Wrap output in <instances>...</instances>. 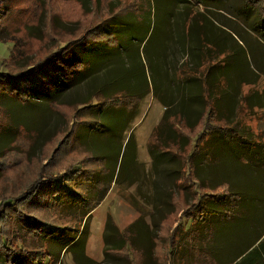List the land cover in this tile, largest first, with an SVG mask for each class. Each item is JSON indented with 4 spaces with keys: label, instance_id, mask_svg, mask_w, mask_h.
<instances>
[{
    "label": "rangeland",
    "instance_id": "1",
    "mask_svg": "<svg viewBox=\"0 0 264 264\" xmlns=\"http://www.w3.org/2000/svg\"><path fill=\"white\" fill-rule=\"evenodd\" d=\"M5 1L9 6L6 5L8 13L0 21V70H5V63L12 70L28 68L32 61L85 33L108 16L121 14L127 23H110L107 29L112 35L105 37L107 42L85 47L76 44L64 54L59 66L36 76L41 86L48 87L40 90L44 92L42 95H25L22 100H15L2 90L5 96L0 100L4 108L0 111V149L14 138L17 126L34 129L38 138L34 142L21 132L15 142L17 146H10L11 150L0 154V195L22 189L23 175L43 160L42 141L65 127L63 116L49 107L50 100L83 105L85 68L89 67L92 72L95 67L107 64L102 78L113 79L115 91L123 88L125 92H111L117 94L119 101L109 104L101 117L109 129L105 131L108 135H93L88 156L89 161H95V169L100 168L99 164L108 169L116 165L117 169L112 183L105 184L104 196L90 213L85 252L92 261L85 264H130V260L132 264H154L142 261V254L137 251H129V258L122 257L132 246L128 242L122 252H103L106 247L119 246L122 236H134L136 231V241L146 250L159 235L155 238L154 253L161 263L173 264L176 260L175 264H205L209 255L196 245L191 250H195L198 260L192 257L186 262L179 254L168 253V232L183 207L179 194L174 196L175 213L159 233L158 223L171 210L165 201V192L174 188L177 163L169 162L170 157L168 161H153L147 149L150 133L164 113L162 103L154 97V86L167 74V95L175 100L180 93L173 87L177 85L173 69L179 65L177 81L191 77L204 81V74L212 73V96L219 104L222 101V107L228 105V121L221 119L215 124L232 127L231 121L236 123L233 129L237 141L232 143L230 135L225 137V144L218 147L215 157L208 155L198 168L200 175L210 181L199 190L212 194L216 203L221 204L224 199L226 203L219 211L210 212L216 226L211 222L206 225L213 228L214 236L213 240L207 239V249L215 253L218 261L231 260L247 246H253L257 234L264 236V157L260 156H264V37L242 19L244 15L247 21H255L253 11L246 8L244 0H211L206 7L181 0ZM198 11L202 12L197 17L200 23L203 19V27L191 29L195 22L191 21L190 12ZM123 14L126 15L123 17ZM202 35L216 42L201 40ZM196 36L201 37L195 39ZM96 99L92 98V104ZM175 110V107L169 108L170 113ZM202 126L190 133L187 129L183 131L194 139ZM186 198L189 200L190 195ZM240 198L242 207L238 205ZM139 217L142 219L138 221ZM133 222L137 223L128 228ZM186 223L184 219L183 225ZM195 233L190 235L194 237L192 242L197 243L200 237L195 238ZM58 250L56 246L47 256V262L75 264L71 249L54 258Z\"/></svg>",
    "mask_w": 264,
    "mask_h": 264
},
{
    "label": "trees",
    "instance_id": "2",
    "mask_svg": "<svg viewBox=\"0 0 264 264\" xmlns=\"http://www.w3.org/2000/svg\"><path fill=\"white\" fill-rule=\"evenodd\" d=\"M181 1L206 7L211 0ZM244 4L248 10L253 11L255 21H247V17L240 14L242 19L254 32L264 37V0H244ZM6 5H8L7 1L0 0V21L8 13V10L5 9ZM190 13H192L191 21L194 19L195 22V26L191 25V29L198 27L201 29L203 19L200 23L197 16H201L202 12ZM124 15L126 14H123V17ZM121 16V14L108 16L87 28L85 33L71 38L64 45L60 44L43 57L32 61L28 68L12 70V68L9 69L10 65L5 63V70H0V100L5 96L2 90H6V94L15 100H22L25 95L31 97L42 95L48 87L41 86L37 82L36 76L48 72L53 66H59L60 61L65 58L64 54L76 44H83L85 47L91 43L107 42L108 39L105 37L112 35L107 29L110 23L120 22V25L127 23L121 19ZM92 29L94 31L88 36L87 34ZM191 32L192 30L190 35ZM199 37L194 38L199 39ZM202 38L210 41L205 38V35H202L201 40ZM210 42L215 43L216 41L213 39ZM84 60L86 59L84 58ZM74 63L79 64L78 61ZM85 63L88 64L87 61ZM107 68V64L99 68L95 67L92 72L89 67L85 68L84 81L87 80L84 82L86 96L83 105H79L75 101L65 103L57 102L54 99L50 100L49 107L63 116L66 125L62 130H55L52 135L42 141L43 160L41 163L36 162L33 168L23 175L20 180L22 189L0 195V264H50L46 258L52 254L56 246L59 250L54 254V258H57L58 253L68 252L71 249L75 264L92 261L85 252L86 241L89 237L90 213L104 196L105 184H111L115 178L117 166L108 169V166L99 164L100 168L95 169L96 163L94 160V162L89 161L88 151L91 148L94 134L108 135L105 131L109 129L101 117L109 104L119 101L117 94L111 92L119 90L125 92L123 88H118L115 91L112 87L114 83L112 78L110 81L102 78L104 70ZM177 68L173 69L174 80L177 84L173 87L177 88L180 94L174 98L175 100L169 99V95H167L169 93L167 91L169 78L167 74H164L165 78L154 86V97L162 103L164 113L153 127L147 143V149L153 161L155 159L168 161L166 159L170 157L169 162L177 163L174 188L165 192L167 195L165 201L170 205L171 210L167 211L159 220L158 233L161 227L165 223L167 224L170 216L175 213L177 200L174 196L179 194L183 200V207L180 209L179 217L170 234L168 232L169 254H179L180 259L189 262L192 257L193 260L196 259L195 250H191V247H194L192 245H196L198 250L202 253L207 251L209 255L208 259H205L207 261H203L205 264H264V236L261 238V235L258 234L253 246L252 244L247 246L231 260L218 261L215 258V253L207 249V239L212 238L213 240L214 236L213 228L206 225L211 222L213 227L216 226L214 224L216 220L211 221L210 219V212L219 211L225 207L226 203L225 199L221 204L216 203L212 194L199 190L202 185H207L210 181L207 177L200 175L198 168L205 158L215 157L218 147L225 144L223 140L225 137L230 135L232 143L237 141L238 137L233 129V123H236L234 120L233 123L231 121L232 127L215 124L221 119L228 121V105L224 104L222 107V101L219 104L220 102L212 96L211 72L204 74V81L194 77L177 81V70L179 71L181 66L178 65ZM33 78H35L37 86H35ZM164 88H166L165 91ZM41 89L43 91H40ZM129 90L133 91V88L129 87ZM103 95L104 97H101ZM94 96L97 101L92 104ZM171 107L176 108L173 113L169 112ZM1 109L4 110L2 104H0V111ZM98 123L100 127L96 126ZM201 124H203L202 129L194 134L195 136L193 135L194 139L183 131V129H187V132L190 133ZM21 132L34 142L37 141V131L17 126L14 138L7 144L8 148L6 146L1 148L0 154L3 151L11 150L10 146H17L15 142ZM164 148H170L172 151ZM203 149H208L205 151L207 153ZM257 150L260 151V149ZM102 155L104 156L103 153ZM104 178L105 182L102 181ZM114 180L117 182V179ZM187 194L190 195L189 200L186 198ZM238 205L242 207L241 198ZM141 219L142 217H139L138 221ZM184 219L187 221L186 226L183 225ZM136 223L133 222L128 228L134 227ZM197 228H199V233ZM137 232L134 236H122L119 246L106 247L103 252L105 254L122 252L128 242L132 246L122 257L129 258V251H137L142 254V261L164 264L158 261L154 253L159 235L157 234L155 237L157 239L154 238L152 246L146 250L136 241ZM192 232H196L195 238L199 235L200 240L197 242L199 244L192 242L194 238L190 235ZM173 259L174 257L171 262ZM174 262L176 260L172 263L175 264ZM130 264H132L131 260Z\"/></svg>",
    "mask_w": 264,
    "mask_h": 264
}]
</instances>
